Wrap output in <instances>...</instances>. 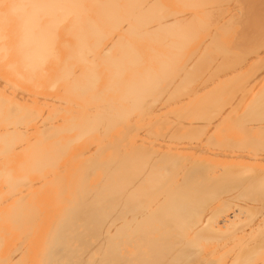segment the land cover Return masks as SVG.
Instances as JSON below:
<instances>
[{
    "label": "bare ground",
    "instance_id": "1",
    "mask_svg": "<svg viewBox=\"0 0 264 264\" xmlns=\"http://www.w3.org/2000/svg\"><path fill=\"white\" fill-rule=\"evenodd\" d=\"M264 264V0H0V264Z\"/></svg>",
    "mask_w": 264,
    "mask_h": 264
},
{
    "label": "rangeland",
    "instance_id": "2",
    "mask_svg": "<svg viewBox=\"0 0 264 264\" xmlns=\"http://www.w3.org/2000/svg\"><path fill=\"white\" fill-rule=\"evenodd\" d=\"M16 264H18V263H16Z\"/></svg>",
    "mask_w": 264,
    "mask_h": 264
}]
</instances>
